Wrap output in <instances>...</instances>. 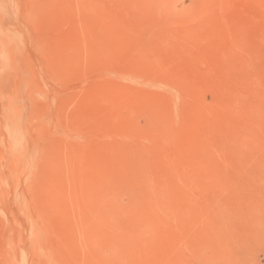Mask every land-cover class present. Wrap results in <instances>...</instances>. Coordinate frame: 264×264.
Here are the masks:
<instances>
[{
  "label": "rangeland",
  "instance_id": "obj_1",
  "mask_svg": "<svg viewBox=\"0 0 264 264\" xmlns=\"http://www.w3.org/2000/svg\"><path fill=\"white\" fill-rule=\"evenodd\" d=\"M0 264H264V0H0Z\"/></svg>",
  "mask_w": 264,
  "mask_h": 264
}]
</instances>
